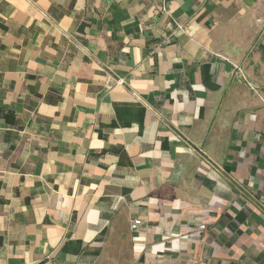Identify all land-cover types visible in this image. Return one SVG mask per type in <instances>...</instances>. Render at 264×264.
I'll return each mask as SVG.
<instances>
[{
  "label": "crops",
  "instance_id": "0c3cea01",
  "mask_svg": "<svg viewBox=\"0 0 264 264\" xmlns=\"http://www.w3.org/2000/svg\"><path fill=\"white\" fill-rule=\"evenodd\" d=\"M0 264H264V0H0Z\"/></svg>",
  "mask_w": 264,
  "mask_h": 264
},
{
  "label": "built area",
  "instance_id": "2783aa9c",
  "mask_svg": "<svg viewBox=\"0 0 264 264\" xmlns=\"http://www.w3.org/2000/svg\"><path fill=\"white\" fill-rule=\"evenodd\" d=\"M139 222V220H133L131 223V228L132 229H135V228H137V226H138V223ZM206 228V225H205V223H203V222H201L200 224H198L197 226H195L194 228H193V230L194 231H200V230H203V229H205Z\"/></svg>",
  "mask_w": 264,
  "mask_h": 264
}]
</instances>
